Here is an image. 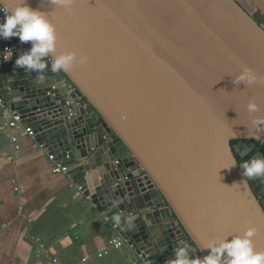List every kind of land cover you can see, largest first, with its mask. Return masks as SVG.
Segmentation results:
<instances>
[{
  "label": "water",
  "instance_id": "obj_1",
  "mask_svg": "<svg viewBox=\"0 0 264 264\" xmlns=\"http://www.w3.org/2000/svg\"><path fill=\"white\" fill-rule=\"evenodd\" d=\"M27 3L55 26L52 55L77 59L38 81L15 67L31 43L0 38V97L136 254L171 264L187 245L203 257L209 242L248 227L264 251V179L240 167L264 156V120L253 124L264 118V80L234 83L245 67L264 77V0ZM250 101L261 110L250 114ZM234 141L246 142L240 161Z\"/></svg>",
  "mask_w": 264,
  "mask_h": 264
},
{
  "label": "crops",
  "instance_id": "obj_2",
  "mask_svg": "<svg viewBox=\"0 0 264 264\" xmlns=\"http://www.w3.org/2000/svg\"><path fill=\"white\" fill-rule=\"evenodd\" d=\"M48 155L0 112V264H134L132 247L110 246L118 233L85 184L53 174Z\"/></svg>",
  "mask_w": 264,
  "mask_h": 264
},
{
  "label": "clouds",
  "instance_id": "obj_3",
  "mask_svg": "<svg viewBox=\"0 0 264 264\" xmlns=\"http://www.w3.org/2000/svg\"><path fill=\"white\" fill-rule=\"evenodd\" d=\"M55 6L70 9L74 0H50ZM3 17L0 19V38L11 39L18 37L21 43H31L29 50L22 52L15 60V67L37 74L38 81H43V73L50 69L54 73L68 72L74 62V52H62L52 55L56 51V30L45 12L33 9L27 0L19 3L11 10L0 5ZM11 55L7 57L10 59ZM84 58H81V62ZM264 77L251 68L245 67L235 78L234 83L251 86ZM260 106L254 101L247 105L250 114L259 112ZM264 118L256 117L253 124L260 123ZM242 176L248 180L264 179V156L257 155L241 163ZM255 227H248L242 235H232L222 240L209 242L205 249L208 254L203 257L190 255L191 248L187 245L178 247L171 264H264V251H256L253 237Z\"/></svg>",
  "mask_w": 264,
  "mask_h": 264
},
{
  "label": "built area",
  "instance_id": "obj_4",
  "mask_svg": "<svg viewBox=\"0 0 264 264\" xmlns=\"http://www.w3.org/2000/svg\"><path fill=\"white\" fill-rule=\"evenodd\" d=\"M85 106V103H82ZM0 112L4 121V126L6 129L10 130L11 128H22L24 132L33 139H36L34 130L29 127L24 126V121L18 113L11 111L10 107L3 98H0ZM48 161L52 164L53 174L55 175H67L68 167L64 165L63 160L58 159L55 153H49ZM78 190L85 194L86 190L83 187H78ZM87 198H90L86 196ZM108 221V219H106ZM115 230V227H113ZM110 246L116 249H121L125 246H129L128 241L122 238L119 234L117 237L113 238L110 241ZM134 264H149V255L145 253L136 254V261Z\"/></svg>",
  "mask_w": 264,
  "mask_h": 264
},
{
  "label": "flooded vegetation",
  "instance_id": "obj_5",
  "mask_svg": "<svg viewBox=\"0 0 264 264\" xmlns=\"http://www.w3.org/2000/svg\"><path fill=\"white\" fill-rule=\"evenodd\" d=\"M231 146L233 148V151L235 153V156L237 158L238 161L241 160V158L239 157V153L237 152V149H245L246 147V142H241V141H234L231 143ZM257 146V145H256Z\"/></svg>",
  "mask_w": 264,
  "mask_h": 264
},
{
  "label": "trees",
  "instance_id": "obj_6",
  "mask_svg": "<svg viewBox=\"0 0 264 264\" xmlns=\"http://www.w3.org/2000/svg\"><path fill=\"white\" fill-rule=\"evenodd\" d=\"M257 147L261 150V152L264 154V143L261 142H255Z\"/></svg>",
  "mask_w": 264,
  "mask_h": 264
}]
</instances>
